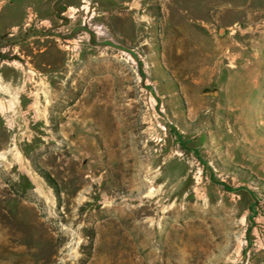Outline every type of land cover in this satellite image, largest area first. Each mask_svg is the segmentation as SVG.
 Listing matches in <instances>:
<instances>
[{
	"label": "rangeland",
	"instance_id": "rangeland-1",
	"mask_svg": "<svg viewBox=\"0 0 264 264\" xmlns=\"http://www.w3.org/2000/svg\"><path fill=\"white\" fill-rule=\"evenodd\" d=\"M0 264H264V0H0Z\"/></svg>",
	"mask_w": 264,
	"mask_h": 264
},
{
	"label": "crops",
	"instance_id": "crops-1",
	"mask_svg": "<svg viewBox=\"0 0 264 264\" xmlns=\"http://www.w3.org/2000/svg\"><path fill=\"white\" fill-rule=\"evenodd\" d=\"M82 2H86V0H82ZM81 9H85L86 12L89 11V6L87 4H82ZM79 28H82L81 26L84 25V22L79 24ZM80 48V52L78 53V56L75 58V64L77 66H79V74L83 75L84 74V70H85V66L86 65H91L92 63V56L91 53L89 52V50H91V47L88 46V44L84 43L82 45H79ZM79 112L80 113H92L94 111H96V100L95 102L92 104H86V103H82V98L79 99Z\"/></svg>",
	"mask_w": 264,
	"mask_h": 264
},
{
	"label": "flooded vegetation",
	"instance_id": "flooded-vegetation-1",
	"mask_svg": "<svg viewBox=\"0 0 264 264\" xmlns=\"http://www.w3.org/2000/svg\"><path fill=\"white\" fill-rule=\"evenodd\" d=\"M26 55H28V53H26Z\"/></svg>",
	"mask_w": 264,
	"mask_h": 264
}]
</instances>
